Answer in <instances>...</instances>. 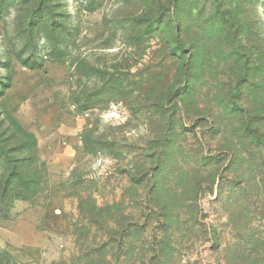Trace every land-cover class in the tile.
<instances>
[{"label": "rangeland", "instance_id": "obj_1", "mask_svg": "<svg viewBox=\"0 0 264 264\" xmlns=\"http://www.w3.org/2000/svg\"><path fill=\"white\" fill-rule=\"evenodd\" d=\"M0 264H264V0H0Z\"/></svg>", "mask_w": 264, "mask_h": 264}, {"label": "trees", "instance_id": "obj_2", "mask_svg": "<svg viewBox=\"0 0 264 264\" xmlns=\"http://www.w3.org/2000/svg\"><path fill=\"white\" fill-rule=\"evenodd\" d=\"M32 67V66H31Z\"/></svg>", "mask_w": 264, "mask_h": 264}]
</instances>
